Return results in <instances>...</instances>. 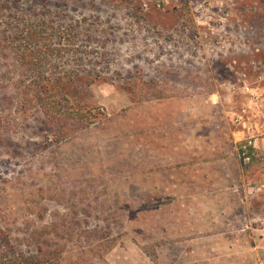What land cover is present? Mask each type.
Returning <instances> with one entry per match:
<instances>
[{
    "label": "rangeland",
    "instance_id": "rangeland-1",
    "mask_svg": "<svg viewBox=\"0 0 264 264\" xmlns=\"http://www.w3.org/2000/svg\"><path fill=\"white\" fill-rule=\"evenodd\" d=\"M20 259L264 264V0H0V264Z\"/></svg>",
    "mask_w": 264,
    "mask_h": 264
},
{
    "label": "trees",
    "instance_id": "trees-1",
    "mask_svg": "<svg viewBox=\"0 0 264 264\" xmlns=\"http://www.w3.org/2000/svg\"><path fill=\"white\" fill-rule=\"evenodd\" d=\"M26 31H27V39H26L27 41L25 42L26 47L24 48V50H26L27 53L30 54L32 60H40L41 59L40 55L42 54V52L44 54H51V52H54L52 46L53 44L48 43L47 44L48 49L46 50L42 48V46H40L42 45V42L45 38L43 37L44 36L43 32L42 34L41 32H39V26L33 24L32 26H30V28H27ZM44 44L46 45V43ZM245 145H248L247 141L241 142V147H244ZM248 147L252 152L256 150L253 145H250ZM252 157L253 156L251 155L247 156L248 159H251ZM16 264H32V263L23 262V260L20 259L19 263Z\"/></svg>",
    "mask_w": 264,
    "mask_h": 264
}]
</instances>
